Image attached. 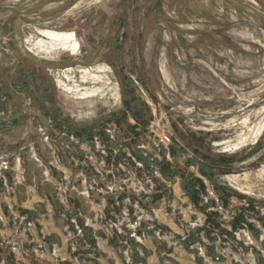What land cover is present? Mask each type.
Returning <instances> with one entry per match:
<instances>
[{
  "label": "rangeland",
  "instance_id": "1",
  "mask_svg": "<svg viewBox=\"0 0 264 264\" xmlns=\"http://www.w3.org/2000/svg\"><path fill=\"white\" fill-rule=\"evenodd\" d=\"M0 264H264V0H0Z\"/></svg>",
  "mask_w": 264,
  "mask_h": 264
},
{
  "label": "trees",
  "instance_id": "2",
  "mask_svg": "<svg viewBox=\"0 0 264 264\" xmlns=\"http://www.w3.org/2000/svg\"><path fill=\"white\" fill-rule=\"evenodd\" d=\"M207 168H208L207 166L201 165V169L200 170H201V172L203 174H205L206 176H209V173L207 172ZM165 175H166V178H171L168 174H165ZM194 182L197 183L199 186H202V184L200 183V181L195 180ZM192 194L196 195V193H194V192Z\"/></svg>",
  "mask_w": 264,
  "mask_h": 264
},
{
  "label": "bare ground",
  "instance_id": "3",
  "mask_svg": "<svg viewBox=\"0 0 264 264\" xmlns=\"http://www.w3.org/2000/svg\"><path fill=\"white\" fill-rule=\"evenodd\" d=\"M51 37L56 39V40H62L64 38L63 40L72 41V36L71 35L60 36V35L51 34Z\"/></svg>",
  "mask_w": 264,
  "mask_h": 264
},
{
  "label": "built area",
  "instance_id": "4",
  "mask_svg": "<svg viewBox=\"0 0 264 264\" xmlns=\"http://www.w3.org/2000/svg\"><path fill=\"white\" fill-rule=\"evenodd\" d=\"M167 141H169V138L168 137L161 138V142L162 143H166Z\"/></svg>",
  "mask_w": 264,
  "mask_h": 264
},
{
  "label": "crops",
  "instance_id": "5",
  "mask_svg": "<svg viewBox=\"0 0 264 264\" xmlns=\"http://www.w3.org/2000/svg\"><path fill=\"white\" fill-rule=\"evenodd\" d=\"M51 232H52V233H59V231L57 230V228H56V229H55V228H52V229H51ZM54 238H57V237L55 236Z\"/></svg>",
  "mask_w": 264,
  "mask_h": 264
}]
</instances>
